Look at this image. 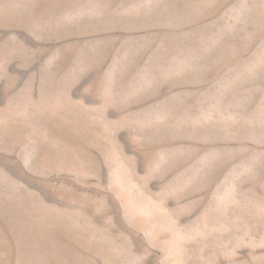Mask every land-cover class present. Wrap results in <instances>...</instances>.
Here are the masks:
<instances>
[{
    "label": "rangeland",
    "instance_id": "rangeland-1",
    "mask_svg": "<svg viewBox=\"0 0 264 264\" xmlns=\"http://www.w3.org/2000/svg\"><path fill=\"white\" fill-rule=\"evenodd\" d=\"M0 264H264V0H0Z\"/></svg>",
    "mask_w": 264,
    "mask_h": 264
}]
</instances>
